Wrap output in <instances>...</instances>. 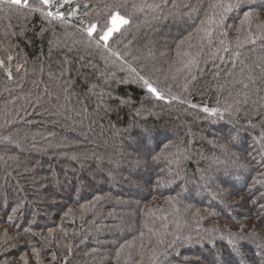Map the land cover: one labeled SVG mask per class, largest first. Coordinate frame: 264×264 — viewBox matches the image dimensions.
Masks as SVG:
<instances>
[{
  "label": "trees",
  "instance_id": "16d2710c",
  "mask_svg": "<svg viewBox=\"0 0 264 264\" xmlns=\"http://www.w3.org/2000/svg\"><path fill=\"white\" fill-rule=\"evenodd\" d=\"M153 4L0 6V264H264V0Z\"/></svg>",
  "mask_w": 264,
  "mask_h": 264
},
{
  "label": "snow or ice",
  "instance_id": "6c2138e0",
  "mask_svg": "<svg viewBox=\"0 0 264 264\" xmlns=\"http://www.w3.org/2000/svg\"><path fill=\"white\" fill-rule=\"evenodd\" d=\"M168 0H162V4H153L148 5V7L153 9H160L163 5H166ZM65 4H70V0H63V3L60 0H37V6L32 7L30 6L29 0H0V6H17L18 8H28L30 11L41 12L45 15L46 18H51L52 20H60V21H68L74 15L75 10L69 9L68 14L66 15L64 12H61L59 9L63 7ZM235 5H229L228 7H234ZM55 7L57 10L55 12L47 10ZM178 6L173 4V8H177ZM215 7V5H213ZM2 10V9H0ZM195 11V9H193ZM247 19V17H246ZM129 20L125 18L124 15H121L118 6L113 5L107 16H105L102 22L97 23H89V26L86 29H81L82 33H86V40L89 46H94L97 49H100L107 53L110 57H117L123 59L124 54L119 51L113 50V43H115V39L113 37L114 33H120L121 27L124 25H128ZM264 28V25L261 26ZM223 43V41H221ZM8 60L11 61L12 57L9 56ZM130 67V66H129ZM0 69H3L7 72L8 77L11 78V71L6 67V63L3 60H0ZM131 72H136L134 68L130 67ZM139 79L143 82L145 86H147L148 90L155 94L157 98L164 99L161 92L157 90L156 87H153L152 83L145 79L143 76L136 73ZM175 99V97H173ZM204 112H209V108L205 107L203 109ZM216 109H211V112L214 114L216 113ZM0 145L4 146V150L7 151L9 146L15 145L17 147L21 146L20 141L17 140L15 137H0ZM225 151L228 150L227 145L221 146ZM74 158V157H73ZM100 198L97 197V200ZM20 205L18 204L13 211H18ZM254 235V234H253ZM240 239H244L243 236L239 234H232L229 233V243L233 246V249L236 253L239 254V248L237 247V243ZM22 259H25L22 257ZM26 264V261H25Z\"/></svg>",
  "mask_w": 264,
  "mask_h": 264
}]
</instances>
